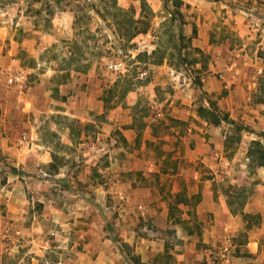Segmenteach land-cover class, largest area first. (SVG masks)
I'll return each mask as SVG.
<instances>
[{"label":"rangeland","instance_id":"obj_1","mask_svg":"<svg viewBox=\"0 0 264 264\" xmlns=\"http://www.w3.org/2000/svg\"><path fill=\"white\" fill-rule=\"evenodd\" d=\"M187 1L145 0L140 15L141 0L126 9L119 0H0V124L22 157L36 158L33 141L51 149L48 165L30 162L17 173L0 155L1 184L18 177L11 183H23L30 211L37 194H51L58 208L51 229L60 234L51 233V259L38 264H95L99 255L100 264H222L223 253L238 259L228 264H264V169L251 147H264V1ZM198 19L209 26V52L192 44ZM128 20H142L146 33L128 39ZM16 76L24 82L10 84ZM209 103L227 121L204 119L199 109ZM33 128L38 139L27 137ZM119 128L135 129V141ZM197 148L205 163L179 159ZM160 161L168 162L162 174ZM183 166L215 180L236 211V232L198 239L211 218L183 217L171 177ZM89 228L100 231V248L85 247ZM255 243L251 255L246 246ZM2 248L0 264L33 262Z\"/></svg>","mask_w":264,"mask_h":264},{"label":"crops","instance_id":"obj_2","mask_svg":"<svg viewBox=\"0 0 264 264\" xmlns=\"http://www.w3.org/2000/svg\"><path fill=\"white\" fill-rule=\"evenodd\" d=\"M251 2L254 3H251L250 7L252 8H257V5H260L258 0H252ZM186 3L189 2L187 1ZM130 4V0H119L118 2L119 7L123 9L128 8ZM259 9L264 10L262 7ZM199 20L200 19L195 21L196 25L199 27V33L192 39V44L202 52H209L211 48V45L209 44V26H207L205 23H200ZM189 26L190 25H185V29L189 28ZM243 27L244 26H241V24L238 26V29L241 30L240 33L242 36L243 34L245 35V33H249V30L246 27V29ZM262 33L264 34V30H262ZM260 38L261 42L259 43V49L264 51V35H261ZM2 100H5V98L0 93V104ZM117 115L118 116L113 115L109 118V120L114 122L115 125H117L118 121L122 118L121 115ZM0 121L5 122V119L1 118ZM125 123L127 122H120V125H124ZM4 129L0 124V155L5 158L7 157L6 160L11 165V167L14 169L23 170V168L28 166L30 162L38 165H48L51 162V149L49 146L42 143H35L34 141L32 142L33 147L31 151L34 153L36 158L32 157V155L22 157V151L24 150H19L17 149L16 145H10L8 143L9 140L6 134V128ZM119 130L128 144L135 141L137 137L135 129L119 128ZM27 137L38 139L39 133L34 129L29 134H27ZM27 137L25 134L23 140L20 142L21 145L24 144V142H27ZM27 151L30 153L29 149ZM204 155L205 151L199 150L197 148L191 153L185 151V155L183 154L180 156V158H178L188 159L191 163H195L197 161L205 163L206 159H204ZM165 159L166 157L162 160L164 161ZM167 164L168 162L165 163L160 161L157 165H154V169H156L157 173L162 174L167 169ZM171 177H176V180L173 183L174 189L172 192L175 199L186 201L185 203L179 204L181 210L183 211V217H187V219H189V216H197L199 217V221L205 224L207 223L208 218H211V223L202 229L204 234L198 238L199 240L202 239V242L206 243L209 237L208 234L210 236H214V234L216 236L224 234L223 236L225 237V235L238 230L237 218L229 210L223 195L216 191L214 179L202 178L196 172L192 175L189 166H183L180 173H177L176 176ZM17 178L18 177H14L12 179L7 178L6 182L1 184L0 174V236L5 231H9L12 234V241L8 246V250L18 253L19 256L17 257L19 259H31V261H33L32 264H38L37 261L41 256L51 259V233L55 234L56 236L60 234V231L57 227H55L54 230L51 229V221H59V214L51 216V211L57 213L59 211L54 204H51V194H37L32 196V199H36L39 205L38 210L32 208L30 211L29 205L31 202L25 196V193L22 192L24 191L23 183H11V181H14ZM171 181L172 180H170V182ZM14 191L17 193H14ZM140 191H142V193L149 194V191L145 187L141 188ZM97 229L95 232L89 228L83 233L84 237L86 238L85 247L87 250L91 248H100V246L103 244V242L98 239L100 236V231H97ZM64 240H66V237H64ZM124 243H126V245L129 247H134V242L130 239V237H125ZM255 245L256 248H254L252 244L246 246L249 254L256 255L259 247L257 243H255ZM0 247V253L2 254V247L5 246L4 244L0 243ZM135 248L138 249L136 245ZM87 257V253L80 255V258L82 259ZM222 257L224 259L222 264H228L230 261L235 262L238 260L236 258H226V253H223ZM239 260L242 261L243 259L239 258ZM101 261L102 257L99 255L95 264H100Z\"/></svg>","mask_w":264,"mask_h":264},{"label":"trees","instance_id":"obj_3","mask_svg":"<svg viewBox=\"0 0 264 264\" xmlns=\"http://www.w3.org/2000/svg\"><path fill=\"white\" fill-rule=\"evenodd\" d=\"M148 9V6L145 2V0H141V11H140V15L143 14V12H145L146 10ZM128 12H125L121 9H118V13H117V16L118 17H121V18H125L126 16H128ZM174 19V18H173ZM126 22V21H125ZM134 23L135 25H141V27H136L134 26ZM127 25V32L124 34L125 36L128 37V39H132L134 37H136L137 35L139 34H145L146 33V26H145V23L142 21V20H137L136 22H132V21H127L126 22ZM134 26V27H133ZM104 102V105H106V100H103ZM209 106L210 108L209 109H206V108H200L199 109V113L200 115L206 119L207 121H209L211 124L215 125V126H218L220 125L222 122H225L227 121L226 118H221L216 112V108L214 107V105L212 103H209ZM233 125H235L233 122H231ZM251 147L253 149H256V152H255V163L254 165L259 167V168H263L264 169V147L262 146L261 142L260 141H254L251 143ZM251 153L252 152H249V156H251ZM13 173H17L16 170L13 168L11 170ZM198 201V200H197ZM178 204L180 203H185L186 201L185 200H177ZM197 203V202H196ZM172 209L169 208V214L172 218ZM233 215L236 214V211H232ZM178 223L179 224H185V220H178ZM191 233V231L189 232Z\"/></svg>","mask_w":264,"mask_h":264},{"label":"built area","instance_id":"obj_4","mask_svg":"<svg viewBox=\"0 0 264 264\" xmlns=\"http://www.w3.org/2000/svg\"><path fill=\"white\" fill-rule=\"evenodd\" d=\"M246 17H251V18H255L253 12H246L245 13ZM262 23H264V21H262ZM24 82L23 77L22 76H16V77H12L9 80L10 84H22ZM47 174H44V177H47ZM0 240L1 242L4 244L5 247H8L9 244L12 241V234L9 231H5L4 233H2V235L0 236Z\"/></svg>","mask_w":264,"mask_h":264}]
</instances>
